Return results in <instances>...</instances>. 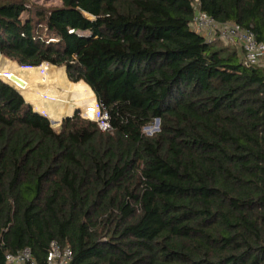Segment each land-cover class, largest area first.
<instances>
[{
    "label": "trees",
    "instance_id": "trees-1",
    "mask_svg": "<svg viewBox=\"0 0 264 264\" xmlns=\"http://www.w3.org/2000/svg\"><path fill=\"white\" fill-rule=\"evenodd\" d=\"M192 1L0 0V55L65 65L110 124L55 129L0 80V264L52 240L71 264H264V68L206 41ZM199 4L264 42V0Z\"/></svg>",
    "mask_w": 264,
    "mask_h": 264
},
{
    "label": "built area",
    "instance_id": "built-area-1",
    "mask_svg": "<svg viewBox=\"0 0 264 264\" xmlns=\"http://www.w3.org/2000/svg\"><path fill=\"white\" fill-rule=\"evenodd\" d=\"M200 0H193L195 14L191 22L192 26L202 32L206 41L214 42L221 40L225 43L239 44L244 49V63L247 66H261L264 68V42L258 41L254 31L242 27L233 22L219 23L209 13L199 8ZM99 127L102 130L110 128L107 121V113L100 114ZM10 264H39L33 256L30 248H24L17 254H7ZM73 251L69 245H62L57 240H52L45 264H71Z\"/></svg>",
    "mask_w": 264,
    "mask_h": 264
},
{
    "label": "water",
    "instance_id": "water-1",
    "mask_svg": "<svg viewBox=\"0 0 264 264\" xmlns=\"http://www.w3.org/2000/svg\"><path fill=\"white\" fill-rule=\"evenodd\" d=\"M1 57H3L5 60L9 59L7 61L12 62L11 64L13 65V68L15 69L16 73H18L19 70H21L23 67H26V68H34L35 69L33 75L36 74L39 77L42 76L43 71L41 70V66H42L41 64L40 65H37V66H22V65L18 64L16 61H14V60L6 57L5 55H2L1 54L0 55V58ZM46 63L49 64L50 62H46ZM51 65H53L54 68L57 67V68H60L62 70L61 78H62V80H63L64 83H70V80L67 77L66 66L65 65H62V66H57V65H54V64H51ZM21 74L22 75L20 77H18L15 74H13L11 76H9V74H8V75H6V78L0 77V80H2L3 82H5V83H7V84H9L11 86H13L12 83H13V81H15L17 84H15L13 87L21 94V96L24 98V100L26 102H28L29 104H31L34 107V109L37 112H39L40 114L46 116L50 120V123L51 124H53V123H59V122L61 123L64 118L69 117V116H72V113H73V110L74 109L75 110L76 109H81V107L78 106V105H71L69 107V111L65 115L63 113V109H64V105H65V100H62V99L63 98L66 99V94H64L63 97L62 96L60 97L62 99L58 98V99H54L53 100L52 98H50L48 96L42 97V95L38 91H36V90L33 89V87H37V85H41V84L40 83L37 84L38 81L36 79L33 80V81H29V79L32 78L31 77L32 73L30 71H28V70L25 71L23 69L21 71ZM27 76L30 77L27 80L28 83H24V85H23L24 87H21L20 86V79L27 78ZM74 83L76 85H75L74 91L72 92L73 93V96L80 95V92L77 91V90H79L78 88H82V87L83 88H87L90 93L94 94V92L91 89V87L85 81L80 80V81L74 82ZM45 85H46L45 87H48L49 84H45ZM43 91H45V89ZM49 92L51 93V90ZM46 99H47V102H46ZM30 100L33 101V102H31ZM91 101H94L97 104V110L96 111H93V115L94 116H89V117H86V118H89L91 120H96L97 121L98 119L101 118L100 117V114L102 115L103 112L100 110V107H99V104H98V101H97V98H96L95 94L90 99V102ZM44 102L46 104H44ZM54 103L56 105L59 104V106L58 107L57 106L50 107V104H54ZM43 106H45V108ZM43 109L45 110V112H46L47 115H45V114H43L41 112ZM86 116H88V115H86ZM155 123H156V125L158 127L157 130H159L160 119L157 118L155 120Z\"/></svg>",
    "mask_w": 264,
    "mask_h": 264
},
{
    "label": "rangeland",
    "instance_id": "rangeland-1",
    "mask_svg": "<svg viewBox=\"0 0 264 264\" xmlns=\"http://www.w3.org/2000/svg\"><path fill=\"white\" fill-rule=\"evenodd\" d=\"M33 1H36L37 3H40V4H44L46 6H56V5L61 4V0H33ZM7 60H9V59H7ZM7 60H5L3 57L0 58V77L6 78V75H8V74H9V76L15 74L18 77H20L22 75L21 71L23 69L25 71L26 70L30 71L32 73V75H31L32 78L27 76V78L20 79V86L24 87L23 86L24 83H28V81H27L28 78H30L29 81H33L36 79L38 81L37 84L40 83L41 85H37V87H33V89L38 91L42 95V97L48 96L54 100V99L60 98L61 96L63 97L64 94H66V99L60 98L62 100H65L64 108H67V110L65 112H63L65 115L69 111V107L71 105H73L75 102L78 101V102L83 104V102H86V100H87V98H89V96H91V97L94 96V94L90 93L87 88L82 87V88H78L79 90H77L80 92V95L74 97L72 92L74 91L76 84L73 83L72 81H71L72 83H64L62 78H61L62 70L60 68H57V67L54 68L53 66L47 65V64L43 65V66H41V70L43 71V73H42V76L39 77L36 74L33 75V73L35 71L34 68L23 67L21 70H19L18 73H16L15 69L13 68V65L11 64L12 62L7 61ZM15 84H17V83L15 81H13L12 85L14 86ZM45 84H49L48 87H45L46 86ZM44 89H45V91H43ZM50 90H51V93L49 92ZM31 102H33V101H31ZM46 102H47V99H46ZM44 104H46V103L44 102ZM82 104H80V105H82ZM50 106H57L58 107L59 104L56 105L54 103V104H50ZM43 107L45 108V106H43ZM77 110L80 111V114L82 117H84V118L89 117V115L87 113H84L82 109L81 110L77 109ZM96 110H97V104H96ZM76 111L74 109L72 115ZM41 112L43 114L47 115L44 109ZM86 115H88V116H86ZM90 116H94V115H90ZM59 125H60V122L52 124V126L55 129H57ZM154 125L156 126L155 122L153 124L145 126L143 129L144 132L147 135H152L153 133H155L157 130L156 129L153 130Z\"/></svg>",
    "mask_w": 264,
    "mask_h": 264
},
{
    "label": "crops",
    "instance_id": "crops-1",
    "mask_svg": "<svg viewBox=\"0 0 264 264\" xmlns=\"http://www.w3.org/2000/svg\"><path fill=\"white\" fill-rule=\"evenodd\" d=\"M70 83H71V81H70ZM73 83H74V82H73ZM74 97H75V96H74ZM74 104H75V103H74ZM74 104H73V105H74ZM75 105H77V104H75ZM81 109H82V108H81ZM81 109H80V110H81ZM76 110H77V109H76ZM76 110H75V111H76Z\"/></svg>",
    "mask_w": 264,
    "mask_h": 264
},
{
    "label": "bare ground",
    "instance_id": "bare-ground-1",
    "mask_svg": "<svg viewBox=\"0 0 264 264\" xmlns=\"http://www.w3.org/2000/svg\"><path fill=\"white\" fill-rule=\"evenodd\" d=\"M24 82H25V81H24ZM157 128H158V127H157V125H156V130H157Z\"/></svg>",
    "mask_w": 264,
    "mask_h": 264
}]
</instances>
